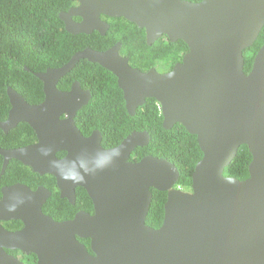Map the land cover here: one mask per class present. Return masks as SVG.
Returning <instances> with one entry per match:
<instances>
[{
	"label": "water",
	"instance_id": "95a60500",
	"mask_svg": "<svg viewBox=\"0 0 264 264\" xmlns=\"http://www.w3.org/2000/svg\"><path fill=\"white\" fill-rule=\"evenodd\" d=\"M71 1L80 4L59 17L72 34L105 33L110 27L101 19L105 14L144 28L149 45L166 36L183 40L188 51L171 70L160 72L132 65L121 43L86 47L64 65L36 73L44 85L42 102L30 104L7 88L11 108L3 124L26 122L38 140L3 152L5 161L15 158L53 175L60 196L70 201L76 187H83L94 213L56 220L43 212L49 188H5L0 218L20 219L24 227L12 232L0 224V264H24L5 248L33 253L37 264H264V43L245 71V51L264 29V0ZM81 59L115 75L131 115L154 98L165 129L181 124L197 136L202 156L190 189L177 186L181 171L173 161L154 155L132 159L137 147L149 144L148 131H133L111 148L102 145L99 132H82L75 118L91 91L80 82L70 90L58 85ZM242 145L252 157L245 179L225 174ZM61 151L66 154L58 157ZM77 174L84 179H73ZM154 189L167 193L157 228L146 221ZM81 239H89V247Z\"/></svg>",
	"mask_w": 264,
	"mask_h": 264
},
{
	"label": "trees",
	"instance_id": "16d2710c",
	"mask_svg": "<svg viewBox=\"0 0 264 264\" xmlns=\"http://www.w3.org/2000/svg\"><path fill=\"white\" fill-rule=\"evenodd\" d=\"M71 4V0H0V119L10 107L7 95L9 86L30 103L43 100V81L35 72L64 65L77 50L86 46L107 49L115 37H121L123 43L120 52L129 56L131 64L142 70H148L150 66L162 61H167L165 64L173 67L170 62L180 60L182 52L188 51L183 40L173 42L165 36L158 38L151 45L147 44L144 28H139L125 17H110L111 27L108 35H101L98 31L91 34H72L65 29L64 21L59 17L60 12L66 11ZM118 27L125 28L118 31ZM263 43L264 29L255 44L245 51L247 73L252 67L254 55ZM73 79H79L84 87H90L93 92L92 101H89L75 118L77 126L85 135H89L95 127L104 129L102 125L106 126L109 115H116L119 118V126L118 129L113 127L114 131L117 130L115 138L107 130L103 139L104 145L116 143L133 130H146L150 133V142L147 146L137 147L132 159L139 160L146 155L167 158L181 171L177 186L191 188L192 172L202 156L196 135L188 132L181 124L165 129L158 102L154 98H147L144 104L137 108L135 115H130L125 108L123 91L118 87L115 75L98 63L87 59L80 60L61 78L58 85L66 90ZM99 100L105 107H111V114L102 106L93 110L94 103ZM19 127L25 128L27 134L34 135L32 127L27 123H20ZM63 154L64 152L59 153V156ZM251 159L248 147L242 145L237 158L226 168L225 174L239 179L247 178ZM9 168L27 167L15 161ZM44 181L54 192L43 210L58 219L69 218V213H63L65 207H70V212L74 209L66 199H61L55 177L47 174ZM79 191L86 192L82 187L77 189V194ZM166 197V192L153 190V201L146 220L151 226L156 227L155 224L163 220ZM56 208L62 213H57ZM81 240L89 246V239Z\"/></svg>",
	"mask_w": 264,
	"mask_h": 264
},
{
	"label": "flooded vegetation",
	"instance_id": "af4514ba",
	"mask_svg": "<svg viewBox=\"0 0 264 264\" xmlns=\"http://www.w3.org/2000/svg\"><path fill=\"white\" fill-rule=\"evenodd\" d=\"M79 4L80 3H78V2H73L72 1V4L69 6V8L66 11H62V12H64V13L65 12H68L70 10V8H72V7H78ZM59 16H60V14H59ZM70 17L74 21H76V22H81L83 20V18L80 15H70ZM101 19L103 21H106L109 24V26L111 27V22H110L111 19H110V16H107L105 14H102L101 15ZM110 27H108V28L104 27L105 33H101L98 30L93 29L92 32H90V34L93 33L94 31H98L101 35H108V32L110 30ZM123 28H125V27H118V31H121ZM166 39H168V38L166 37ZM116 43H121V47H122V43H123L122 38L121 37H115L114 40H112V43L108 47H111L112 45H114ZM86 47H89V46H86ZM186 52L187 51H183L182 52L181 58H182V56ZM72 56H71V58H72ZM181 58H180V60L171 61L170 63L174 66L176 63H178L179 61H181ZM159 66L162 67L161 63H158V64H156L154 66L152 65L148 69H150L152 67H156L160 72H166V71H169V70L172 69V66L170 64H163V67L161 69L159 68ZM36 73L37 72H35V74ZM75 82H80L81 88H83L85 90H90L91 91L90 87H84L83 84L81 83V81L79 79H73L70 82L69 86H68L69 88L66 89V90H70L71 86ZM43 91H44V87H43ZM92 94H93V92L91 91V95ZM92 99H93V96H92V98H91L90 101H92ZM43 100H41V101H39L37 103H40ZM9 102H10V100H9ZM100 102H101V100H99V101H97V102L94 103L93 110H95L96 108H98V106L105 107L104 104L103 103H100ZM37 103H30V104H37ZM114 105H116V103ZM10 108H11V104H10V107L7 109L4 117L0 119V200L3 198V191H4V189L7 188V187H9V186H13L15 184H25L26 186H29L30 188H32V190H36L39 186H44L46 188H49L48 185H47V183H46V181H44L45 180V176L47 174H40L38 172H35V171H33V169L31 167L23 164L21 161L15 159V158H7V161H5L6 160V157L3 155V152H5L7 150H11V149L20 148V147H23V146L35 144V143H37V140H38L37 139V135H36V133H35V131H34L33 128L32 129H33L34 135H31L30 133L27 134V130L25 128L19 127L20 123H26V122H18V124L16 126H6V125L3 124V122L6 121V119L8 118ZM105 108H106V111L111 114V107L106 106ZM125 108L127 109L126 106H125ZM132 116H134V115H132ZM102 126L104 127V129L99 128V127H95V128H93L91 130L90 134L93 133V132H95V131L96 132H99V134L101 136V143H102V145H104L103 144V139L106 136V131L107 130H109L110 133H111V135L113 136V138H115L114 134L116 133L117 130L114 131L113 130V127L117 128V126H119V118L116 115H112L111 114L108 117V121L106 122V126H104V125H102ZM133 131H137V130H133ZM133 131H131V132H133ZM130 133H128L126 136H128ZM125 137H122L121 140H118L116 143H113L110 146L107 145V144L104 145V146L106 148L115 147ZM62 152H64V154L59 156V153H62ZM59 153H58V157H63L66 154L65 151H61ZM15 161H19L20 163H22L23 165H25L28 169L27 168L11 169L13 167V165L11 166V168H9L10 167V164L11 163L13 164ZM10 170H11V172H9ZM78 188H81V186H77L76 189H75V199H74V201H70L67 197H61L60 196L61 199H64V200L66 199L67 202L69 204H71L72 205V208L74 209L73 212H70V207H67V206L65 207V210H64L63 213L64 214L69 213V214H67V217H69V218H65L64 219V217H63L64 220L73 218L76 213L81 212V211H85V212H89V213H94L93 202H92L91 198L89 197L87 191L85 190L86 191L85 193H81L79 191L78 194H77V189ZM53 192H52V195H53ZM59 207L60 208H63L61 206H59ZM43 212H45V211L43 210ZM56 212L57 213H62L58 208H56ZM60 217H62V216H60ZM53 218H55V217H53ZM55 219L56 220H62V219H58V218H55ZM162 222H163V220L161 222L155 224L156 228L157 227H160V225L162 224ZM0 224L5 229H7L8 231H12V232L21 230L24 227V222L22 220H20V219H1L0 218ZM5 250L8 253H10V254H12V255L17 256L18 258H20L24 262V264H30V263L37 264V262H38L37 256L35 254H33V253L28 254V253H25V252H23L22 250H20L18 248H16V249L5 248Z\"/></svg>",
	"mask_w": 264,
	"mask_h": 264
},
{
	"label": "clouds",
	"instance_id": "9594fccd",
	"mask_svg": "<svg viewBox=\"0 0 264 264\" xmlns=\"http://www.w3.org/2000/svg\"><path fill=\"white\" fill-rule=\"evenodd\" d=\"M161 111V110H160ZM112 151H113V155L115 156V157H119L120 155H121V153L117 150V149H115V148H113V149H111ZM109 159H111V158H109ZM65 178H68V177H65ZM73 179H76V180H82V179H84V175L83 174H77V175H75L74 177H72ZM8 211H15V208L14 207H11V208H9L8 209Z\"/></svg>",
	"mask_w": 264,
	"mask_h": 264
},
{
	"label": "rangeland",
	"instance_id": "374dc122",
	"mask_svg": "<svg viewBox=\"0 0 264 264\" xmlns=\"http://www.w3.org/2000/svg\"><path fill=\"white\" fill-rule=\"evenodd\" d=\"M165 63H167V61H166V62H163V61H162V63H161L162 67H163V64H165ZM162 67L159 66L160 69H161Z\"/></svg>",
	"mask_w": 264,
	"mask_h": 264
},
{
	"label": "built area",
	"instance_id": "2783aa9c",
	"mask_svg": "<svg viewBox=\"0 0 264 264\" xmlns=\"http://www.w3.org/2000/svg\"><path fill=\"white\" fill-rule=\"evenodd\" d=\"M158 105H159V108H160V104L158 103Z\"/></svg>",
	"mask_w": 264,
	"mask_h": 264
}]
</instances>
